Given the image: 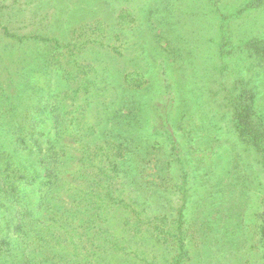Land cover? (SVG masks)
Instances as JSON below:
<instances>
[{"label": "rangeland", "instance_id": "rangeland-1", "mask_svg": "<svg viewBox=\"0 0 264 264\" xmlns=\"http://www.w3.org/2000/svg\"><path fill=\"white\" fill-rule=\"evenodd\" d=\"M263 45L264 1L0 0V264H264Z\"/></svg>", "mask_w": 264, "mask_h": 264}, {"label": "trees", "instance_id": "trees-1", "mask_svg": "<svg viewBox=\"0 0 264 264\" xmlns=\"http://www.w3.org/2000/svg\"><path fill=\"white\" fill-rule=\"evenodd\" d=\"M258 1H260V2H263L264 0H258ZM257 44H259V43H257ZM262 44V43H261ZM255 46H256V44H255ZM263 48H264V45H263ZM245 105V104H244ZM247 107L249 108V105L247 104ZM242 109V108H241ZM254 126V125H253ZM240 134H241V137H243L244 139H247L248 137H247V133H246V130L245 129H243L242 127H241V130H240ZM263 135V134H262ZM260 136H261V134H260ZM243 139V140H244ZM123 144H124V142H120L119 141V143L117 144V146L120 148V147H122L123 146ZM256 145L259 147V148H261V150L262 151H264V144H263V142L262 143H260V144H257L256 143ZM131 147V146H130ZM129 148V147H128ZM124 149V148H123ZM122 149V150H123ZM129 153H123V155H122V160H121V162H122V164L124 165V166H129L130 167V174H133V168L131 167V163L129 162L130 160V157L131 156H129ZM121 157V156H120ZM262 159H264V155H263V157H262ZM127 160H129V161H127ZM131 165H130V164ZM127 172H128V170H127ZM137 175V172H135L132 176H136ZM110 195V189H109V191L105 194V197H108ZM260 226H262V227H264V223H262ZM263 232H264V228H263Z\"/></svg>", "mask_w": 264, "mask_h": 264}]
</instances>
